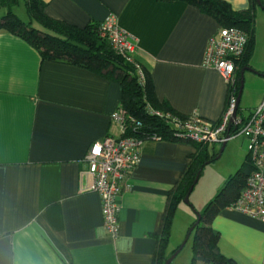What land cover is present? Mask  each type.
<instances>
[{
  "label": "crops",
  "instance_id": "0c3cea01",
  "mask_svg": "<svg viewBox=\"0 0 264 264\" xmlns=\"http://www.w3.org/2000/svg\"><path fill=\"white\" fill-rule=\"evenodd\" d=\"M41 1L49 18L79 28L117 14L137 39L135 58L149 72L157 102L184 119H222L229 83L204 65L210 38L224 27L213 15L182 0ZM223 1L235 11L250 5ZM257 68L264 73V65ZM122 93L119 82L43 60L25 39L0 30V264H154L155 236L195 147L189 141H144L128 180L131 189L119 197V235L110 237L101 196L84 190L82 172L93 143L121 135L111 118ZM263 97L261 84L248 106L256 109ZM181 211L180 204L171 241ZM212 227L225 256L238 264H264V220L227 207Z\"/></svg>",
  "mask_w": 264,
  "mask_h": 264
},
{
  "label": "trees",
  "instance_id": "16d2710c",
  "mask_svg": "<svg viewBox=\"0 0 264 264\" xmlns=\"http://www.w3.org/2000/svg\"><path fill=\"white\" fill-rule=\"evenodd\" d=\"M20 1L0 0V9H5V14L0 17V30L9 31L25 39L40 52L43 60L63 61L79 65L119 82L123 89L121 106L126 110L128 117L141 122V126L134 129L133 124L129 121L128 124H131H129L128 135L145 140L157 136L166 141H183L174 136V128L170 123H167L162 117L150 113V110H153L177 115L172 111H167L166 107L155 99L147 69L141 65L146 75V81L142 84L136 63L129 62L117 54L107 39L100 36L101 24H91L85 28H79L53 20L45 15V3L41 0H22L29 16V21L24 22L13 11V7ZM182 1L193 4L202 11L213 15L224 27L236 26L246 31L247 46L243 56L236 62L235 81L229 84V94H235L237 98L240 92L241 71L246 67L252 68L250 61L256 46V15L260 8L257 1L250 0L249 7L240 11L233 10L223 0ZM237 113L240 114V108ZM192 144L195 147V152L190 156V162L182 178L171 193L161 228L155 236L157 249L154 264H165L171 254L176 251L175 249L169 253L168 247L178 207L184 202L197 174L202 173L208 163L218 159L220 150H215L216 144L195 142ZM244 164L248 166V169H240L235 175H231L226 185L200 214V222L191 234L193 235L191 264H238L234 259L221 252L219 248L221 236L212 227V221L221 210L231 207L245 188L247 177L251 173L248 155Z\"/></svg>",
  "mask_w": 264,
  "mask_h": 264
},
{
  "label": "built area",
  "instance_id": "2783aa9c",
  "mask_svg": "<svg viewBox=\"0 0 264 264\" xmlns=\"http://www.w3.org/2000/svg\"><path fill=\"white\" fill-rule=\"evenodd\" d=\"M99 32L117 54L136 63L140 82L144 84L146 75L135 58L137 39L120 25L118 15L110 13L101 23ZM247 42L246 31L236 26L222 27L208 42L205 67L218 70L232 84L235 81L236 62L243 56ZM236 100V95L231 94L228 108L219 122L207 121L197 115L184 119L170 112L150 110V113L170 123L174 128V136L183 141L222 145L234 137H245L248 140L251 173L247 177L245 188L231 208L264 220V97L261 104L247 117L237 114L232 119ZM111 120L119 124L121 135H107L91 145L85 156L87 167L82 175L87 180L84 190L100 194L104 228L110 237L116 239L119 235V197L131 189L128 180L131 172L141 162L145 139L128 135L129 124L132 123L134 129H137L141 122L128 117L122 106ZM129 121L131 123L128 124ZM151 139L160 140L157 136ZM97 145L101 148L100 154L94 151Z\"/></svg>",
  "mask_w": 264,
  "mask_h": 264
},
{
  "label": "rangeland",
  "instance_id": "374dc122",
  "mask_svg": "<svg viewBox=\"0 0 264 264\" xmlns=\"http://www.w3.org/2000/svg\"><path fill=\"white\" fill-rule=\"evenodd\" d=\"M261 1L264 5V0ZM13 11L24 22L29 21L27 9L22 0L13 7ZM4 14L5 9L1 8L0 17ZM250 63L253 69L251 72H254L255 74L247 71L245 72V83L239 104L241 114H247L250 109H254L248 106L250 103L249 99H253L261 84H264V76H259V74L264 75V73L259 72V69L257 68L264 65V9L262 8H258L257 10L256 46ZM247 145L246 138L243 136L230 139L222 155L215 161L208 163L203 168L199 180L190 195V202L188 204L184 202L181 203L182 211L188 212V214H190V219L192 220L188 222L189 215L182 211L179 213L177 227L175 228V233L169 246L170 251L174 249L177 250L184 243L191 225L198 220L199 215L204 211L206 205L214 199L226 185L228 178L231 175H235L240 169H248V166L244 164L245 155L248 152ZM220 148L221 145L217 144L216 149L219 151ZM240 155L242 157H240ZM192 237L193 235H191L185 246L171 264H191L193 255Z\"/></svg>",
  "mask_w": 264,
  "mask_h": 264
},
{
  "label": "water",
  "instance_id": "95a60500",
  "mask_svg": "<svg viewBox=\"0 0 264 264\" xmlns=\"http://www.w3.org/2000/svg\"><path fill=\"white\" fill-rule=\"evenodd\" d=\"M256 1H257V4H258V6L260 8H264L261 0H256ZM246 71H253V69L252 68H249V67H246V68H243L242 71H241L240 92H239L238 97H237V100H236V106H235L234 111H233V117H232V119H234L237 116V112H238V108H239L241 96H242V93H243V88H244V83H245V72ZM226 145H227V141L224 142L221 145L220 152H219L217 158H219L222 155V153H223ZM200 174H201V172H199L197 174V176H196V178H195L192 186L189 188V191H188L187 195L184 198V202L187 203V204L190 202L189 201L190 195H191V193H192L195 185L197 184V182L199 180ZM199 222H200V215L198 217V220L195 222V224L193 226H191V228H190V230H189V232H188V234L186 236V239H185L184 243L174 253L171 254V256L166 260L165 264H171V262L176 258V256L179 254V252L185 246L186 242L189 240V238H190V236L192 234V231L194 230L195 226L197 224H199Z\"/></svg>",
  "mask_w": 264,
  "mask_h": 264
},
{
  "label": "snow or ice",
  "instance_id": "6c2138e0",
  "mask_svg": "<svg viewBox=\"0 0 264 264\" xmlns=\"http://www.w3.org/2000/svg\"><path fill=\"white\" fill-rule=\"evenodd\" d=\"M94 151H95L96 154H100V152H101V148H100V146L97 145V146L94 148Z\"/></svg>",
  "mask_w": 264,
  "mask_h": 264
},
{
  "label": "flooded vegetation",
  "instance_id": "af4514ba",
  "mask_svg": "<svg viewBox=\"0 0 264 264\" xmlns=\"http://www.w3.org/2000/svg\"><path fill=\"white\" fill-rule=\"evenodd\" d=\"M238 114V113H237ZM239 115H241V114H239Z\"/></svg>",
  "mask_w": 264,
  "mask_h": 264
}]
</instances>
